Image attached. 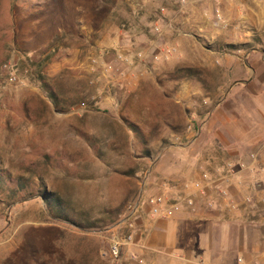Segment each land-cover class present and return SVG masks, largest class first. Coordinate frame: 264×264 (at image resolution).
<instances>
[{"label":"rangeland","instance_id":"obj_1","mask_svg":"<svg viewBox=\"0 0 264 264\" xmlns=\"http://www.w3.org/2000/svg\"><path fill=\"white\" fill-rule=\"evenodd\" d=\"M142 1L0 0V264H124L152 167L224 97L223 45L143 55Z\"/></svg>","mask_w":264,"mask_h":264},{"label":"crops","instance_id":"obj_2","mask_svg":"<svg viewBox=\"0 0 264 264\" xmlns=\"http://www.w3.org/2000/svg\"><path fill=\"white\" fill-rule=\"evenodd\" d=\"M142 3L147 10L148 0ZM152 6L157 31L144 36L143 55L173 47L190 57L204 54V40L223 45L210 52L228 86L191 142L163 152L152 167L146 179L152 184L127 218L130 237L119 257L124 264H221L237 256L244 264L264 263V0H157ZM134 27L136 35L141 25ZM201 171L227 189L235 207L209 186L203 193L214 205L202 204L203 194L191 186ZM159 191L166 201L190 196L193 210L181 204L169 218L152 214L148 199Z\"/></svg>","mask_w":264,"mask_h":264},{"label":"built area","instance_id":"obj_3","mask_svg":"<svg viewBox=\"0 0 264 264\" xmlns=\"http://www.w3.org/2000/svg\"><path fill=\"white\" fill-rule=\"evenodd\" d=\"M216 19H220V15L217 13L215 15ZM163 56L167 57L171 52L174 51L173 47H166L163 50ZM139 56V54H137ZM228 178H224L227 181ZM204 182V183H203ZM192 188L198 192L203 194L202 204L206 208H210L214 205V199L211 196H204L203 190L206 187H210L213 189L219 196L226 198L228 201V205L230 207H235V203L228 195L227 189L225 187H216L213 183V180L210 178L207 171L200 172V179H195L191 182ZM243 201L245 203L250 201V196L245 195L243 197ZM148 204L150 205V212L154 215H158L160 217L169 218L172 216L173 212L178 208L179 205L183 204L188 207L190 210H193V199L190 196H186L182 198L180 201H166L162 195L151 196L148 199ZM130 235L125 234L120 237H116L110 246L109 252L110 255L114 258L118 257L120 252V247L129 239ZM264 246V239H263ZM221 264H244L243 258L241 256H237L233 263H221ZM253 264H264L261 262L255 261Z\"/></svg>","mask_w":264,"mask_h":264}]
</instances>
